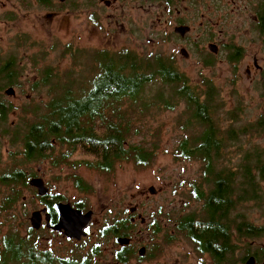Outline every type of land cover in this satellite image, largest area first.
I'll return each mask as SVG.
<instances>
[{
	"label": "trees",
	"instance_id": "1",
	"mask_svg": "<svg viewBox=\"0 0 264 264\" xmlns=\"http://www.w3.org/2000/svg\"><path fill=\"white\" fill-rule=\"evenodd\" d=\"M127 52L129 51L101 56L103 69L89 88L84 82L76 88L67 82L57 91L52 79L42 78V88L48 89L41 95V108L37 105L34 107L27 105L26 110L20 111L16 116L17 121L13 127L5 126L8 115L7 113L2 115L0 128L3 129V125L5 126L3 134L9 139V153L13 163L17 164L10 166L9 170L3 169L0 172V214L13 210L15 205L23 200L24 190H30L36 195L35 189L28 185L29 179L39 177L35 172H30L28 166L31 163L49 162L51 167H56L61 163L69 164V159L78 154L87 158L74 161L71 166L84 165L106 178H109L114 168L123 162H133L136 168L150 166L156 147L142 142L138 144L128 142L129 135L135 127L125 118L126 115L124 119L120 117L124 114L120 110V103L125 98L129 102H135L142 89H146L148 84L158 78L162 83L161 89L172 86L174 101L185 104V110L191 116L188 120L197 121L203 127L201 135L192 138L186 134L190 131L185 128V135L181 136L173 151L176 161L197 160L202 163L201 181L199 185L195 184V180L191 182L189 190L190 199L202 203V216L199 219L197 213L188 214L176 222L173 231L186 235L184 237L196 256H211L212 264H225L230 254L227 253L230 223L227 220L228 209L232 207L236 209V203L231 204L230 196L236 173H230L226 167L217 169L221 166V160L226 158L224 157L228 153L226 149L233 144L229 130L225 126L227 116L224 118L226 131L220 128L221 125L218 126L222 122L219 113L228 115V112L222 110L224 102L219 91L210 82L205 83L204 90L189 83V79L171 62H161L157 57L141 59ZM56 78L57 76L54 79ZM173 104L164 101L165 108L171 109ZM9 110L11 111L10 108ZM234 138L237 140V137ZM15 157H19L20 160L17 161ZM249 165L251 166V163ZM259 165V162L255 163L256 168L260 170L258 175L264 178V168H259ZM71 178L79 191H89L88 184L80 177L73 175ZM239 179H242L241 175ZM202 184L207 187L203 191L200 190ZM233 192L240 202L246 199L242 186L236 187ZM36 198L47 208L51 222H54L56 213L52 205L63 202L64 197L49 190L47 196L36 195ZM72 206L86 208L82 201H77ZM1 215L5 217L10 215L11 220H15V216L10 213ZM133 216L130 215L127 219L124 216H119L120 218L106 216L103 225L98 229V239L107 241L120 236L132 237V229L138 225V222L131 223L130 217ZM156 225L158 227L153 230L154 234L158 233V228L160 229L159 224ZM12 226L8 227L6 233L0 235V264H129L134 258L133 246L130 245L119 247L113 255L105 256L100 241L83 253L79 247L82 241L74 249L77 256L73 254L67 257V251H71L69 248L63 247L64 253L59 254L58 250L49 246L41 247V238L53 237L55 235L53 232L43 228L33 231L28 224L25 227L26 234L20 235ZM257 236L259 234L250 229L251 240ZM167 237L166 244L172 241L171 234L169 236L167 234ZM77 250L81 253H76ZM224 250L226 251L223 252Z\"/></svg>",
	"mask_w": 264,
	"mask_h": 264
},
{
	"label": "rangeland",
	"instance_id": "2",
	"mask_svg": "<svg viewBox=\"0 0 264 264\" xmlns=\"http://www.w3.org/2000/svg\"><path fill=\"white\" fill-rule=\"evenodd\" d=\"M102 29L106 35L94 28L89 30L87 27H40L37 31V39L45 44L57 39L61 45L70 43L74 44L73 48H77L74 54L67 55L62 53V48L59 47L57 59L49 60L57 67V78L51 80L57 91L60 90L63 83L67 82L72 84L74 88L80 87L83 82L86 87H91L95 77L103 69L102 59L94 50H106L111 55L114 50L120 49L119 54L127 50L130 51L127 52L129 55L141 59H144L143 57L148 59L157 57L161 62H171L181 74L189 79V83L195 84L198 88L204 90L205 83L210 82L219 91L220 98L224 102L222 110L228 112V115L219 113L222 122L218 126L221 125L220 128L224 131L227 127L230 139L232 140V136H234L238 140L226 149L228 153L224 156L226 158L221 160V166H218V170L226 167L236 171L243 155L248 154V152L251 155L252 151L262 152L264 134L256 133L264 128V126H257L259 121L264 119V101H260L257 92L254 90L257 81L250 82L245 78H240V82L238 80L233 82L234 80L229 77L232 70L228 68L229 64L227 63L216 62L210 67H205L192 56L187 59L182 58L178 54L179 44L176 43V40L172 37L163 36L160 32H155L151 36H144L142 30L126 27V29L134 32L136 39L131 40L128 31L125 29L122 33L112 34L107 31L108 27H102ZM147 37L153 38L154 42L148 44ZM164 37L167 39L166 43L162 41ZM240 69L242 71V65L238 66V71ZM236 87L240 93L236 91ZM161 88L162 83L157 78L148 84L146 89H142L135 102H129L125 98L120 103V110L124 113L120 117L124 119L126 115L125 118L129 119L135 127V130L132 129L129 135L128 142L130 144L142 142L145 145H155L156 147L155 156L150 166L136 168L133 162H123L114 168V172L109 178L100 175L98 171L86 168L84 165L71 166L72 162L87 158V156H79L78 154L69 159V164L61 163L56 167H51L49 162H45L31 163L28 166L30 172H35L44 180L51 192L64 197V203L73 204L82 201L86 211L91 210L93 212L89 223L88 237L83 242L81 241L82 245L79 246L82 248V253L89 251L90 246L93 247L99 241L101 242V249L107 255L116 250L119 247L116 239L99 240L97 230L103 225L106 216L126 217L129 215V209L137 207L140 215L150 223V227H154L156 223L160 227L167 223L170 225L166 226L164 232L157 235L147 230L148 224L145 226L138 223L136 230L139 231L134 237L132 235L131 246H133L134 258L130 264H195L193 248L180 233L172 232L170 244L166 245L163 242L166 240V235L173 231L178 219L190 213L200 214L202 203L190 199L189 190L191 182L195 180V184L199 185L201 181L202 163L197 160L176 161L173 151L182 138L181 136L185 135V128L190 131L186 134L192 138L199 137L203 127L197 121L188 120L191 116L185 110V104L181 101L176 102L172 98L174 93L172 86L163 87L164 90ZM47 89L43 88L42 94ZM80 89L75 90L79 91ZM9 101L14 105L21 104L24 102V96L17 94ZM164 101L172 104L174 101L173 108H165ZM153 103L158 105L155 106ZM233 104H243V107H236L232 110ZM111 105L114 106V103ZM240 108L242 111L244 110L243 113H240ZM240 114L242 117L239 116ZM226 116L227 121L224 120ZM116 117L119 116L116 115ZM12 121H17V119L11 115L9 123ZM225 121L226 127L224 126ZM236 147L239 148V153L236 152ZM242 147L245 150L243 155L240 154ZM15 159L20 160L19 157H15ZM16 164L11 159L9 143L3 141L0 172L3 169L9 170L10 166ZM73 175L80 177L83 182L88 184V192L79 191L75 187L71 178ZM255 177L259 181V184L256 185L259 192L255 196L263 198L264 182L258 179L257 174ZM151 186L157 191L155 195H150L148 192V188ZM202 186H200L202 191L207 188L204 187V184ZM234 188L235 185L232 189ZM254 205L252 202L248 203L247 207L241 203L236 204L235 210L239 213L243 212L244 216L246 214L250 224L259 228L264 227V219L262 220L264 218V204L259 207H254ZM43 208L45 206L32 191L24 190L23 200L19 201L13 210L1 212V214L10 213L15 216V220H11L10 215L5 217L0 214V235L6 233L11 225L17 229L20 235H25V227L29 224L30 213L41 211ZM259 241L260 239L250 240L251 251L257 250ZM40 245L42 248L49 246L58 250L59 254L64 253L63 247L69 248L71 251H67V257L73 255L76 245L78 246L77 243L65 241L57 235L42 237ZM146 245L155 248L153 261L138 262L137 259L140 257L138 249L144 247L147 250ZM76 253L80 254L81 251L77 250ZM243 253V250L236 252V261L240 260ZM100 260L102 261L101 258Z\"/></svg>",
	"mask_w": 264,
	"mask_h": 264
},
{
	"label": "flooded vegetation",
	"instance_id": "3",
	"mask_svg": "<svg viewBox=\"0 0 264 264\" xmlns=\"http://www.w3.org/2000/svg\"><path fill=\"white\" fill-rule=\"evenodd\" d=\"M40 27H87L89 30L94 28L104 34L102 27H108L107 31L110 34L122 33L125 29L131 40L136 39L134 32L126 27L142 30L144 36L160 32L163 36L176 40L179 44L177 51L182 58L187 59L192 56L205 67H210L216 62L227 63L228 68L232 70L229 77L234 80L233 82L237 80L240 82V78L250 82L257 81L254 90L260 101H264V0H0V119L4 113H7L5 126L13 127L16 121L9 123V117L11 115L16 117L20 111L26 110L27 105L29 107L37 105L41 108L42 78L54 79L57 76V67L49 60L57 59L59 47L62 48L61 52L67 55L74 54L77 49L73 48L74 44L61 45L57 39L49 44L39 41L37 31ZM146 41L148 44L154 42L151 37H147ZM162 41L166 43L167 39L164 37ZM211 46L215 52L211 50ZM84 51L86 52V49ZM94 51L100 57L109 54L102 49ZM114 53L119 54L120 49L114 50ZM184 54L187 56L185 57ZM240 65L242 71L241 69L238 71ZM236 91L239 92L237 87ZM17 94L24 96V102L14 105L9 99ZM236 107H243V104H233L231 109ZM243 112L244 110L240 108V113ZM239 116L242 117L241 114ZM259 125L264 126V119L259 121L257 126ZM5 126L3 125V129ZM3 129L0 128V154L2 142L9 143L8 137L3 134ZM256 134L263 135L264 128ZM232 140L233 144L237 141L234 136ZM235 150L237 153L240 151L238 147ZM244 151L242 147L240 154L243 155ZM257 162L261 165L259 168H264V149L262 152L252 151L251 155L249 152L243 155L236 171L228 169L230 173H236L235 182L231 186L235 185V188L242 186L246 198L241 202L237 200L233 192L234 188L230 192L232 205L233 202L237 205L241 203L245 207L250 202L255 204L254 207L264 204V197L255 196L259 192L256 189V185L259 184L256 174L258 179L264 182V178L258 175L260 170L255 166ZM239 175L242 177L241 180ZM74 208L83 213L87 212L76 206ZM134 208L135 212L129 213L125 219L134 215L130 217L131 223L141 224L140 219L143 218L144 223L141 225L148 224L147 230L154 234L153 230L158 226L155 224L154 227H150V223L140 215L137 207ZM202 212L201 208L199 219ZM228 214L227 220L230 223L227 253L230 254L225 264H247L250 259L253 260V264H264V227L259 228L250 224L246 214L244 216L243 212L234 211L233 207L228 209ZM56 223L57 215L54 222H51L50 216V226L53 227ZM169 225L167 223L162 227L159 226L160 229L158 228L156 234L164 232ZM42 228L53 232L55 236L62 237L65 241L80 244L88 237L89 224L85 229L87 236L80 241L68 239L61 233L46 228L45 222L40 229ZM137 228L136 225L132 229L133 237L139 231L136 230ZM250 229L259 234L254 240L260 239L257 250L253 251L250 250ZM172 232L174 231H170L169 234L173 235ZM128 238L130 239L128 245L131 246L133 238ZM167 240L168 237L163 244H166ZM170 243L171 241L166 245ZM149 248L139 257L140 259H137L138 262L153 261L155 248L153 246ZM240 250H243V256L236 261V252ZM114 251L109 252L108 255H113ZM127 252L129 253L130 250ZM103 255L107 254L103 251ZM194 257L195 264L213 263L211 256L194 255Z\"/></svg>",
	"mask_w": 264,
	"mask_h": 264
},
{
	"label": "water",
	"instance_id": "4",
	"mask_svg": "<svg viewBox=\"0 0 264 264\" xmlns=\"http://www.w3.org/2000/svg\"><path fill=\"white\" fill-rule=\"evenodd\" d=\"M177 31V30H176ZM213 52L214 49L211 46ZM186 57L187 55L184 54ZM29 187L35 189L36 195L38 197H45L49 193V188L45 185V182L40 177H33L28 181ZM148 192L150 195H155L156 190L154 187H149ZM53 210L57 215V223L55 226H50V214L47 212L46 208L41 211H34L29 216V225L34 230H39L45 222L46 228L51 229L54 232L61 233L62 236L68 239H74L80 241L82 238L87 236L85 231L86 227L92 219L93 212L91 210L83 213L81 210L75 209L70 202H57L53 205ZM135 212V208L129 209V213ZM141 224L144 223V219H140ZM130 242L127 237L117 238V244L119 246H126ZM146 249L141 247L138 249V255L141 257L145 254ZM247 264H253V260L250 259Z\"/></svg>",
	"mask_w": 264,
	"mask_h": 264
}]
</instances>
